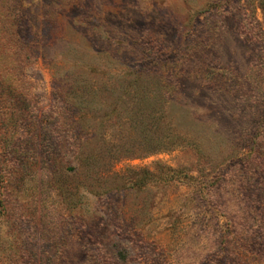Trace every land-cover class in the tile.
<instances>
[{
  "label": "rangeland",
  "instance_id": "rangeland-1",
  "mask_svg": "<svg viewBox=\"0 0 264 264\" xmlns=\"http://www.w3.org/2000/svg\"><path fill=\"white\" fill-rule=\"evenodd\" d=\"M0 264H264V0H0Z\"/></svg>",
  "mask_w": 264,
  "mask_h": 264
}]
</instances>
